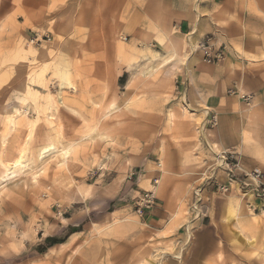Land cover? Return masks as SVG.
Listing matches in <instances>:
<instances>
[{
	"label": "rangeland",
	"instance_id": "374dc122",
	"mask_svg": "<svg viewBox=\"0 0 264 264\" xmlns=\"http://www.w3.org/2000/svg\"><path fill=\"white\" fill-rule=\"evenodd\" d=\"M77 6L76 18L68 20L71 28L60 29L67 39H77L73 42L79 40ZM58 11L60 17L66 15L62 8ZM16 15L12 11L0 19L7 24L2 30L7 39L0 41V264L74 263V257H66L65 244L72 247L69 256L75 255L70 254L74 246L95 251L102 246L104 264H264V184L253 178L264 182V173L243 166L236 148L220 150L205 142L220 139L219 127H237L235 117L246 109L253 119V94L245 93L243 99L239 93L244 92L228 90L242 112L236 108L220 122L213 111L205 123L193 124L194 138L203 143L209 158L199 160V165L185 157L189 172H179L171 180L185 177L183 194L168 190L170 199L176 195V203L165 206L167 198L156 193L162 175L159 154L164 144L167 153L173 148L170 129L175 125L161 122L172 90L170 78L160 77L164 61L143 53L127 60L119 52L118 64H129L128 72L119 67L112 75L104 68H111L110 61L71 59L60 45L64 38L46 31L47 24L63 19L43 20L38 31L16 36L11 44ZM40 16L45 19L46 12ZM218 33L192 48L201 53L203 64L221 65L227 59ZM207 43L216 57L210 63L201 48ZM70 47L78 51L80 46ZM49 145L55 152L39 159ZM23 146L24 168L6 176L8 163ZM169 161L174 166L179 162L171 155ZM148 215L153 216L151 224ZM131 219L148 224L139 242L144 237L150 249L139 261H131L127 256L132 252L125 249L118 255L119 245L125 248L132 242L133 226L125 225L122 234L109 229L126 221L132 224ZM239 231L246 241L230 237Z\"/></svg>",
	"mask_w": 264,
	"mask_h": 264
},
{
	"label": "crops",
	"instance_id": "0c3cea01",
	"mask_svg": "<svg viewBox=\"0 0 264 264\" xmlns=\"http://www.w3.org/2000/svg\"><path fill=\"white\" fill-rule=\"evenodd\" d=\"M11 1L0 0V19L12 11L17 13L16 18L12 20L17 32L9 39L11 44L16 36L29 37L34 30L38 31L44 25L43 20L50 23L63 19L60 24H47L46 31L51 30L55 37L64 38V43L60 45L70 52L71 59L87 63L94 60L101 64L110 61L111 68H104L110 70L112 75L116 74L115 71H118L119 67L123 72H128L126 67L129 64H118L119 52L126 55L127 60L143 53L147 57L157 55L155 61H164L159 68L160 77L170 78L172 90L170 105L166 106L167 102L163 104L165 110L161 122L170 126L174 124L176 128L170 129L175 135L173 148L167 153L168 148L164 144L163 151L160 150L159 154L162 175L156 193L160 198H167L164 200L165 206L176 203L175 197L179 191V195L183 194L180 189L187 184L185 177L182 176L175 182L171 180L179 172H189L185 157L196 159L199 165L209 158L208 153L202 149L203 143L194 138L193 124L205 123L213 111L217 113L220 122L228 114L234 115L236 108L239 109L238 112H242V105H236V96L233 95L237 91L253 94L254 118H251L250 110H245L244 114H239V118L235 117L237 127H219L220 139L210 137L205 142L220 150L236 148L243 166L250 169L259 168L264 173V0ZM76 3L79 40L73 42L77 39H67V32L63 34L60 29L71 28L76 18L73 16V13L76 14V11H73ZM43 8L47 11L42 10ZM61 8L66 14L64 17H60L61 11L57 12ZM40 12H46L47 17H41ZM66 23L70 26H64ZM5 25L7 24L0 22V41L7 39L6 32L2 31ZM215 32H219L218 39L221 40V45L226 47L228 55L221 65L209 66L201 62V53H193L192 48ZM76 43L80 46L78 51L70 47V44ZM91 46H94V51L90 52L88 50ZM108 50L110 54H107ZM228 90H232L233 94L228 96ZM168 110L172 111L168 113ZM148 137L150 135L145 138ZM170 155L179 160L176 166L169 161ZM248 156L253 159H247ZM168 190L178 193L175 192L176 195L170 199ZM147 217L151 224L153 216ZM130 222L132 224L127 221L124 225L114 224L109 229L114 234H122L127 227L125 225L133 226L136 239L133 238L125 248L119 245L118 255H124L125 251L132 252V255L127 257L131 261L136 258L139 261L150 249L144 237L143 242H139L148 224H143L140 219H131ZM241 236L239 231L236 236L231 234L230 237H237L241 242L246 241ZM62 247H66L64 250L67 252V259L74 257L73 264L105 263L102 246L95 247L96 251L90 246H74L73 250H70V254H75L74 256L68 255V249H72L71 245L65 244ZM91 252L94 255L90 256ZM96 253L100 256L96 257ZM72 263L71 260L63 262Z\"/></svg>",
	"mask_w": 264,
	"mask_h": 264
},
{
	"label": "bare ground",
	"instance_id": "6f19581e",
	"mask_svg": "<svg viewBox=\"0 0 264 264\" xmlns=\"http://www.w3.org/2000/svg\"><path fill=\"white\" fill-rule=\"evenodd\" d=\"M194 49V48H193ZM61 86V85H60ZM239 95H242V96H246L244 93H239ZM49 103V102H48ZM60 103V102H59ZM49 105V104H48ZM51 106V105H50ZM50 108V107H49ZM48 109V108H47ZM55 110V109H54ZM246 110H248V109H246ZM38 114V113H37ZM22 118V117H21ZM47 118H49V117H47ZM16 121V120H15ZM46 121H47V119H46ZM59 128H60V124H58L57 125V130H58V132H59ZM60 133V132H59ZM59 136H61V134H59ZM59 138V137H58ZM28 143V142H27ZM55 152V147L53 146V145H49L48 147H46V148H44V149H42L41 150V152L39 153V159H44L45 157H47L49 154H52V153H54ZM26 153H27V151H26V149L24 148V146L23 147H20L19 149H18V153H17V158L12 162V163H8V166L10 167V168H6V170H5V175L7 176L8 175V173H9V171H13L14 169H16V168H24V159L26 158ZM66 151H65V149H63L62 151H61V155L63 156V157H65L66 156ZM68 157V156H67ZM5 178V177H4ZM156 190H157V188H156Z\"/></svg>",
	"mask_w": 264,
	"mask_h": 264
},
{
	"label": "built area",
	"instance_id": "2783aa9c",
	"mask_svg": "<svg viewBox=\"0 0 264 264\" xmlns=\"http://www.w3.org/2000/svg\"><path fill=\"white\" fill-rule=\"evenodd\" d=\"M209 43H207L206 45L204 44H201V48L203 49V54H204V60L208 63H210L211 61H214L216 59L215 56H212L211 55V51H210V46L208 45ZM218 59V57H217ZM243 99H245L246 97L245 96H242ZM254 180L256 181L257 184H264V182H261L259 180V177L258 176H253ZM156 183V181H155ZM264 187V185H263Z\"/></svg>",
	"mask_w": 264,
	"mask_h": 264
}]
</instances>
